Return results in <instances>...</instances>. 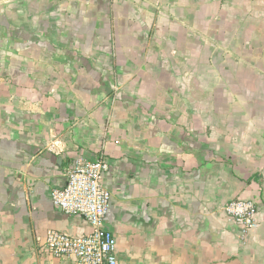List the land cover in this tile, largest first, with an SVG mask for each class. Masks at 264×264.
Segmentation results:
<instances>
[{
    "label": "crops",
    "instance_id": "obj_1",
    "mask_svg": "<svg viewBox=\"0 0 264 264\" xmlns=\"http://www.w3.org/2000/svg\"><path fill=\"white\" fill-rule=\"evenodd\" d=\"M101 153L118 264H264V0H0V264H71L51 195Z\"/></svg>",
    "mask_w": 264,
    "mask_h": 264
},
{
    "label": "built area",
    "instance_id": "obj_2",
    "mask_svg": "<svg viewBox=\"0 0 264 264\" xmlns=\"http://www.w3.org/2000/svg\"><path fill=\"white\" fill-rule=\"evenodd\" d=\"M109 166L105 153L90 160L76 158L66 170L65 184L53 189L52 203L66 214L82 215L92 229L84 235L50 229L44 247L52 256L68 257L71 264H118L115 235L104 227L111 194L103 181ZM224 208L243 233L256 226L254 201L236 198Z\"/></svg>",
    "mask_w": 264,
    "mask_h": 264
},
{
    "label": "water",
    "instance_id": "obj_3",
    "mask_svg": "<svg viewBox=\"0 0 264 264\" xmlns=\"http://www.w3.org/2000/svg\"><path fill=\"white\" fill-rule=\"evenodd\" d=\"M59 161H61V158L59 159Z\"/></svg>",
    "mask_w": 264,
    "mask_h": 264
}]
</instances>
